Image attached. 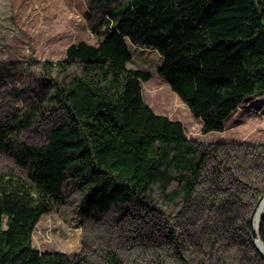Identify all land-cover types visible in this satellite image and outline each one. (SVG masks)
Returning <instances> with one entry per match:
<instances>
[{
  "label": "trees",
  "instance_id": "obj_1",
  "mask_svg": "<svg viewBox=\"0 0 264 264\" xmlns=\"http://www.w3.org/2000/svg\"><path fill=\"white\" fill-rule=\"evenodd\" d=\"M98 1L114 22L102 40H79L66 48L65 59L43 64L48 75L53 66L78 64L67 82L41 97L64 107V123L52 127L41 144L16 146L27 161V178L0 170V264H93L86 253L40 252L32 245L40 217L63 202L68 178L83 184L81 206L97 219L111 206L149 205L153 186L165 202L191 204L181 216L185 220L200 204L213 230L210 237L209 226L202 228L206 244L217 252L223 247L212 239L221 229L222 242L229 241V214L239 210L243 196V223L250 228L251 212L264 194V183L249 186L264 168V144L219 142L208 148L188 138L180 121L145 102L141 82L151 76L127 67L132 54L126 42L155 49L162 57L158 73L201 121V132H222L242 102L264 94V0H124L117 6ZM30 113L0 120V151L9 145L7 136L30 124ZM263 221L264 215L260 226ZM259 236L264 243L262 226ZM174 243V261L152 251L143 264H194L181 234ZM102 258L103 264H125L113 250Z\"/></svg>",
  "mask_w": 264,
  "mask_h": 264
},
{
  "label": "rangeland",
  "instance_id": "obj_2",
  "mask_svg": "<svg viewBox=\"0 0 264 264\" xmlns=\"http://www.w3.org/2000/svg\"><path fill=\"white\" fill-rule=\"evenodd\" d=\"M121 1L124 0H113L111 5L117 6ZM103 10L98 0H0V120L31 111L30 124L6 137L9 145L0 151L2 172L27 178V161L18 156L16 146L41 144L52 127L64 123V107L41 97L51 95L56 83L67 82L78 72V64L72 62L64 69L53 66L49 75L43 64L65 59L66 48L79 40L92 44L102 40L110 28ZM126 42L132 54L127 67L147 71L151 76L141 82L145 102L154 112L178 119L188 138L208 148L219 142L264 144V94L242 102L224 121L222 132L202 133L201 121L158 73L161 55L155 49L133 45L128 38ZM155 89L159 93L153 97L151 90ZM261 169L258 175L251 176L249 186L264 183V168ZM83 189V184L75 178L66 180L63 202L43 214L35 226L32 234L35 249L69 255L86 253L93 264H103L102 254L107 250L115 251L125 264H143L152 251L166 261H174V237L181 234L194 264H263L250 238V228L243 223L246 195L239 210L229 214L234 228L229 241L222 242V235L226 234L221 229L212 239L216 247H223L217 252L206 244L207 236L202 228L211 224L210 213L202 210L200 204L194 208L193 218L185 220L181 216L191 204L181 199L165 202L158 186H153L149 205L131 201L121 208L111 206L97 219L81 206ZM217 211L224 221L223 210ZM220 220L217 228L224 225ZM261 226L264 229V221ZM210 228L209 236L213 231Z\"/></svg>",
  "mask_w": 264,
  "mask_h": 264
},
{
  "label": "water",
  "instance_id": "obj_3",
  "mask_svg": "<svg viewBox=\"0 0 264 264\" xmlns=\"http://www.w3.org/2000/svg\"><path fill=\"white\" fill-rule=\"evenodd\" d=\"M263 197H264V194L258 199L255 207L253 208V210L251 212V216L249 218V223H250V238H251L252 242L254 243V245H255V247H256V249H257V251H258V253H259V255H260L261 259H262V261H263V264H264V243H263V241H261V246H258L256 244V240L258 238H260L259 230H257L255 227H253V224H252L254 214H255V212H256L261 200L263 199Z\"/></svg>",
  "mask_w": 264,
  "mask_h": 264
},
{
  "label": "bare ground",
  "instance_id": "obj_4",
  "mask_svg": "<svg viewBox=\"0 0 264 264\" xmlns=\"http://www.w3.org/2000/svg\"><path fill=\"white\" fill-rule=\"evenodd\" d=\"M264 215V197L263 199L261 200L255 214H254V217H253V221H252V224H253V227H255L257 230H259V224H260V220L262 218V216ZM261 238H258L256 240V244L258 246H261Z\"/></svg>",
  "mask_w": 264,
  "mask_h": 264
},
{
  "label": "crops",
  "instance_id": "obj_5",
  "mask_svg": "<svg viewBox=\"0 0 264 264\" xmlns=\"http://www.w3.org/2000/svg\"><path fill=\"white\" fill-rule=\"evenodd\" d=\"M110 20V19H109ZM109 20H106V22L108 23V21ZM114 24V22L112 21V20H110V23H109V26L111 27L112 25ZM156 113V112H155ZM157 114H159V113H157ZM161 115H163V114H161ZM166 116V115H165ZM168 118H170V119H172V120H178V119H173V118H171V117H169V116H167ZM179 121V120H178Z\"/></svg>",
  "mask_w": 264,
  "mask_h": 264
}]
</instances>
